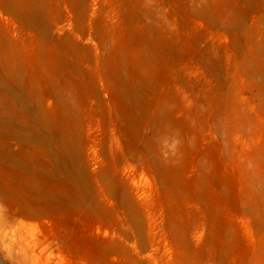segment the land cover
<instances>
[{"label":"rangeland","instance_id":"1","mask_svg":"<svg viewBox=\"0 0 264 264\" xmlns=\"http://www.w3.org/2000/svg\"><path fill=\"white\" fill-rule=\"evenodd\" d=\"M0 264H264V0H0Z\"/></svg>","mask_w":264,"mask_h":264}]
</instances>
